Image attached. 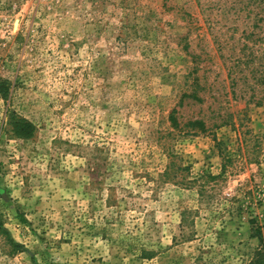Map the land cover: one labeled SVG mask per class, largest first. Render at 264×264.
Returning <instances> with one entry per match:
<instances>
[{
	"label": "rangeland",
	"instance_id": "374dc122",
	"mask_svg": "<svg viewBox=\"0 0 264 264\" xmlns=\"http://www.w3.org/2000/svg\"><path fill=\"white\" fill-rule=\"evenodd\" d=\"M258 262L264 0H0V264Z\"/></svg>",
	"mask_w": 264,
	"mask_h": 264
},
{
	"label": "trees",
	"instance_id": "16d2710c",
	"mask_svg": "<svg viewBox=\"0 0 264 264\" xmlns=\"http://www.w3.org/2000/svg\"><path fill=\"white\" fill-rule=\"evenodd\" d=\"M193 97L195 98H199L197 96L196 93L193 94ZM9 122L12 123V129L14 131V133L17 136L20 137H24V138H28L31 137L34 133V126L32 124V122H30L29 120L23 118V117H19V116H15L14 114L11 116ZM197 126H200L199 128H204V122L199 120L195 122ZM195 128V127H193ZM258 264H264L263 262H258Z\"/></svg>",
	"mask_w": 264,
	"mask_h": 264
}]
</instances>
